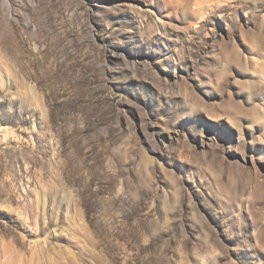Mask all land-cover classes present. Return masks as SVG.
Instances as JSON below:
<instances>
[{"label": "rangeland", "instance_id": "374dc122", "mask_svg": "<svg viewBox=\"0 0 264 264\" xmlns=\"http://www.w3.org/2000/svg\"><path fill=\"white\" fill-rule=\"evenodd\" d=\"M0 264H264V0H0Z\"/></svg>", "mask_w": 264, "mask_h": 264}]
</instances>
